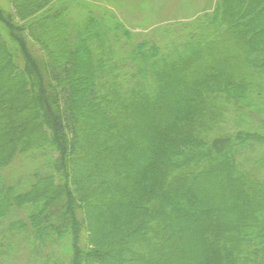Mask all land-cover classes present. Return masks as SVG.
I'll use <instances>...</instances> for the list:
<instances>
[{
	"label": "trees",
	"instance_id": "trees-1",
	"mask_svg": "<svg viewBox=\"0 0 264 264\" xmlns=\"http://www.w3.org/2000/svg\"><path fill=\"white\" fill-rule=\"evenodd\" d=\"M5 1L0 71L19 87L0 79V109L11 129L35 111L2 134L0 169L56 151L54 173L0 184V220L28 212L6 230L67 238L69 264H264V0H216L167 44L65 20L68 0ZM229 114L256 129L221 131Z\"/></svg>",
	"mask_w": 264,
	"mask_h": 264
},
{
	"label": "rangeland",
	"instance_id": "rangeland-1",
	"mask_svg": "<svg viewBox=\"0 0 264 264\" xmlns=\"http://www.w3.org/2000/svg\"><path fill=\"white\" fill-rule=\"evenodd\" d=\"M215 2L216 0H68L69 16L65 20L70 18L78 22L88 14H92L96 19L102 20L104 25L105 23L108 24L107 26L103 24L98 26L104 32L105 27L114 29V22H116L130 33L134 41L156 37V41L167 44L174 39L176 40V37L183 39V35H185L184 25L193 22L201 15L209 14ZM0 5L6 8V1L0 0ZM108 18L114 20L109 22ZM41 34L43 37L50 38L56 47H59L58 38H65L66 36L65 30L53 31L46 25ZM1 57L0 51V60ZM0 79L6 88L9 85L19 87L17 81L7 78L5 73H1V71ZM5 98L1 90L0 102ZM16 98L20 104H28L27 95ZM80 104L81 102H78L79 106ZM81 110L85 112L84 107ZM33 111L35 109L30 107L26 111H20L21 119L19 116L13 118L16 126L11 129L10 120L3 116L0 109V156L4 154L1 141L2 134L10 129L12 134L22 131L23 118L32 114ZM234 118L230 114L227 115L226 120L220 125L221 131L233 132L238 129H256L257 122L253 125L247 122L243 124L238 123ZM55 157L56 151L50 147L31 149L24 154H17L7 167L0 169V184H11L18 186V189H24L36 175L54 173ZM229 208L232 214L237 215V212H241L242 207L237 206L236 211L235 208ZM27 214L26 209L15 208L0 220V237L2 239L3 237L8 238L11 244L8 256L3 259L2 264H69L71 250L67 238L52 242L46 241L44 244L37 242L33 244L31 238L28 239L21 233L11 234L6 230L10 220L25 218Z\"/></svg>",
	"mask_w": 264,
	"mask_h": 264
}]
</instances>
